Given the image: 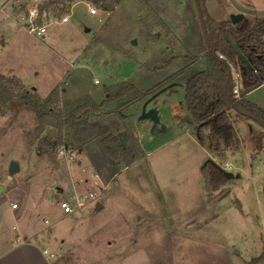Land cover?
Returning a JSON list of instances; mask_svg holds the SVG:
<instances>
[{
	"label": "rangeland",
	"instance_id": "374dc122",
	"mask_svg": "<svg viewBox=\"0 0 264 264\" xmlns=\"http://www.w3.org/2000/svg\"><path fill=\"white\" fill-rule=\"evenodd\" d=\"M44 1L0 0V73L17 79L19 93L54 94L53 105L64 110L77 102L101 103L123 83L148 91L140 101L106 103L94 116L115 134L133 135L123 140L139 156L120 164L98 139L83 151L61 145L49 152L25 104L2 106L0 253L20 242L24 227L49 252L37 264L48 258L53 264H249L261 256L264 128L238 121L240 145L217 156L200 144L196 124L187 120L185 82L206 66L196 0H122L110 11L80 1L64 10L52 7L39 24L31 11L39 12ZM205 4L216 21L240 12L249 21L264 18L256 16L264 15V0ZM65 16L69 21H62ZM31 22L47 25L46 34L32 32ZM174 81L182 84L148 104L166 127L153 135L152 122L138 120L143 103ZM248 98L264 107V85ZM47 134L50 142L57 139L55 132ZM13 160L20 165L14 174ZM212 162L240 176L227 178ZM214 170L222 176L217 189ZM62 201H70L73 211L64 213ZM16 215L25 217L23 227Z\"/></svg>",
	"mask_w": 264,
	"mask_h": 264
},
{
	"label": "trees",
	"instance_id": "16d2710c",
	"mask_svg": "<svg viewBox=\"0 0 264 264\" xmlns=\"http://www.w3.org/2000/svg\"><path fill=\"white\" fill-rule=\"evenodd\" d=\"M80 1L91 2L110 11L122 0H46L39 5V24L52 7L64 10ZM205 3L206 0H196L206 44L203 55L206 66L185 82L187 120L196 124L194 134L201 145L217 156H224L228 150L234 149V143L236 147L240 145L236 129L238 121H252L264 128V107L248 98V93L264 85V18L255 20L254 26L248 19L237 24L231 20L216 21L208 14ZM229 36L235 40L242 58L234 51ZM237 74L242 84L240 98H236L233 92ZM117 87V92L107 95L101 103L77 102L69 110H64L53 105L54 94L41 98L28 90L19 93L16 90L20 88L17 79L0 73V109L4 106L2 111H6L18 102L25 104L38 124L39 135H45L42 142L49 152L61 145L83 151L89 142L98 139L104 150L120 164H131L138 158L139 150L124 146L123 141H128L133 135L128 131L115 134L94 116L106 103L120 97L124 98V104L140 101L148 96V91L140 90L133 83ZM54 132L57 139L50 142L47 133ZM43 145L39 149L44 148ZM217 170L211 174L214 189L222 179ZM249 264H264V252Z\"/></svg>",
	"mask_w": 264,
	"mask_h": 264
},
{
	"label": "water",
	"instance_id": "95a60500",
	"mask_svg": "<svg viewBox=\"0 0 264 264\" xmlns=\"http://www.w3.org/2000/svg\"><path fill=\"white\" fill-rule=\"evenodd\" d=\"M230 19L232 21V23H238L241 22L242 20L246 19L245 15L243 13H233L230 16ZM256 23L255 20H253L252 22V26H254V24ZM86 31L89 32L91 31L90 28H86ZM229 39L231 41L232 47L234 49V51L242 58L243 55L239 49V47L237 46L235 40L233 39V37L229 36ZM134 43H137V40L133 41ZM181 82L178 81H174L169 83L168 85L162 87L160 90H158L157 92H155L152 96H150L144 103L142 106V110L140 115L138 116V120L142 121V120H149L152 122V128H151V132L153 135H157L161 132L166 131V127L165 126H161V115L159 113V110L157 108H148V104L155 99L157 96H159L160 94L166 92L168 89H171L175 86L181 85ZM124 146H126V142L123 141ZM212 164L227 178H233V177H239L240 174H234L232 171H228L226 170L224 167L218 165L215 162H212ZM20 170V165L18 164L17 161L13 160L11 162V168L10 171L12 174H14L15 172ZM115 184H118L117 181H115ZM101 207L100 203H97V208L99 209Z\"/></svg>",
	"mask_w": 264,
	"mask_h": 264
},
{
	"label": "crops",
	"instance_id": "0c3cea01",
	"mask_svg": "<svg viewBox=\"0 0 264 264\" xmlns=\"http://www.w3.org/2000/svg\"><path fill=\"white\" fill-rule=\"evenodd\" d=\"M256 16L264 17V15H259V14ZM1 187L4 188L3 186ZM13 204H16V203H13ZM13 204H12V207H13ZM18 207L19 205L13 208L17 209ZM54 209L55 211H57L56 208ZM16 216H17L16 219L19 222V226L23 227V225H21V222L23 221L25 217L23 215H20V216L16 215ZM41 225L45 226L44 223H42ZM24 226L27 228L29 227L27 224ZM20 230L22 233H19L17 235V240H20V242L15 243V241H12L9 245V248H7L6 250L0 253V264H37L36 263L37 258L39 257L42 258V256H44L43 253L46 254L44 252L45 250L44 246L42 247V245H39V243H37L36 233H34L33 231L27 233L24 227H23L24 231L22 229ZM21 236H23V239H21ZM45 264H53V262L51 259L48 258V261Z\"/></svg>",
	"mask_w": 264,
	"mask_h": 264
},
{
	"label": "built area",
	"instance_id": "2783aa9c",
	"mask_svg": "<svg viewBox=\"0 0 264 264\" xmlns=\"http://www.w3.org/2000/svg\"><path fill=\"white\" fill-rule=\"evenodd\" d=\"M91 13L95 14L96 13V9L95 8H92L91 10ZM34 15H39V12L37 11V9L35 10H32L31 11V16H34ZM30 20H31V17H30ZM63 22H66V21H69V16H65L63 17L62 19ZM30 26V30L32 32H34L36 35L38 36H44L47 32V25H40V26H36L34 23H30L29 24ZM238 76V78H237ZM236 76V80H235V87H234V95L236 98H240L241 97V88H242V84H241V81H240V78H239V75L237 74ZM66 149V150H65ZM62 150V154H66L69 150L67 148H63L61 149ZM3 193H4V188L1 187L0 185V197L3 196ZM75 203L77 206H82L83 205V198L81 196H76L75 198ZM13 207H17V204H13ZM59 207L61 208V210L64 212V213H70L71 211H73L74 209V206L70 203V201H62L60 202L59 204ZM47 222V220H46ZM44 252L46 254H48V250L45 249ZM51 256H53V254H51Z\"/></svg>",
	"mask_w": 264,
	"mask_h": 264
}]
</instances>
